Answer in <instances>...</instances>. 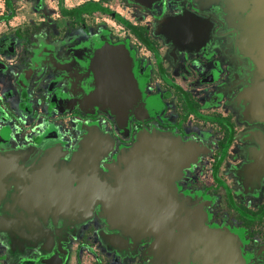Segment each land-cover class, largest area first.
I'll return each instance as SVG.
<instances>
[{
	"label": "flooded vegetation",
	"instance_id": "obj_1",
	"mask_svg": "<svg viewBox=\"0 0 264 264\" xmlns=\"http://www.w3.org/2000/svg\"><path fill=\"white\" fill-rule=\"evenodd\" d=\"M136 149L162 231L71 204ZM0 264H264V0H0Z\"/></svg>",
	"mask_w": 264,
	"mask_h": 264
},
{
	"label": "water",
	"instance_id": "obj_2",
	"mask_svg": "<svg viewBox=\"0 0 264 264\" xmlns=\"http://www.w3.org/2000/svg\"><path fill=\"white\" fill-rule=\"evenodd\" d=\"M151 142H147L150 145ZM143 147V146H142ZM147 153V152H146ZM149 160L145 153L139 150H133L124 160L123 169L116 173L113 185L109 186L101 182L89 181L82 192L81 182L71 190V204L81 207L88 199L96 200L101 207L102 213L111 225H124L133 229H157L162 231L165 222V213L168 208L151 207L147 199H143V191L137 192L133 187L147 185L151 170ZM62 196V193H59ZM135 196H140L137 200ZM162 199L156 198L157 201H166L163 194ZM139 202V204H137ZM151 202V200H149Z\"/></svg>",
	"mask_w": 264,
	"mask_h": 264
}]
</instances>
